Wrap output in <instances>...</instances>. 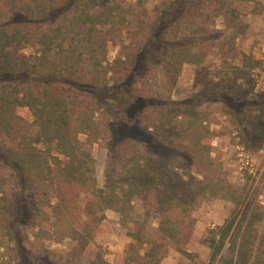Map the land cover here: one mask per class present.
<instances>
[{
  "label": "trees",
  "instance_id": "16d2710c",
  "mask_svg": "<svg viewBox=\"0 0 264 264\" xmlns=\"http://www.w3.org/2000/svg\"><path fill=\"white\" fill-rule=\"evenodd\" d=\"M121 1L0 0V163L15 185L11 195L0 193V264H61L46 243L63 239L75 243L73 253L79 257L94 247L106 211L118 213L125 224L136 199L142 202L144 221L127 230L135 242L129 246L134 252L130 259L160 264L170 246L192 257L181 248L179 230L166 214L173 208L190 211L198 200L219 194L211 182L189 177L188 184L175 172L187 159L203 163L210 154L206 119L199 117L198 108L211 98L225 103L224 110L240 121L235 125L242 127L245 121L221 99L224 93L208 84L183 101L172 100L165 87L176 83L183 65L204 63L202 45L221 39L209 40L213 31L199 23V11L213 4V12L219 13L227 10V3L158 0L161 8L150 25L130 35V44L121 43L118 57L110 62L107 45L119 40L117 28L129 24V8ZM237 38L235 32L226 44L233 48ZM21 46L36 47V55L17 57L14 50ZM224 46L217 45L221 51ZM260 66L261 61L242 54L240 65L226 67V78L218 77L216 86L227 85L233 93L238 80L245 82L248 90H237L231 101L251 105L252 78ZM154 75L164 85L158 95L145 87ZM20 108L33 117V137L17 115ZM113 124L137 125L149 131L150 142L185 156L171 168V161L146 153L129 137L115 140ZM263 126L256 121V135ZM80 135L107 152L101 189L95 160ZM253 144L254 137L247 136L245 145ZM82 194L92 199L80 209ZM152 214L160 216L156 236L144 228ZM234 223L230 218L207 231L203 243L210 251L209 264H264V236L252 235L253 221L235 228ZM27 229L36 230V243ZM97 248L90 264H110Z\"/></svg>",
  "mask_w": 264,
  "mask_h": 264
},
{
  "label": "rangeland",
  "instance_id": "374dc122",
  "mask_svg": "<svg viewBox=\"0 0 264 264\" xmlns=\"http://www.w3.org/2000/svg\"><path fill=\"white\" fill-rule=\"evenodd\" d=\"M224 1L227 3V10L219 13L213 12L214 5L212 4L200 10L198 18L201 25L213 31L209 40L218 36L221 39L202 45V52L205 55L204 63L199 67L191 64L183 65L176 83L171 86L167 84L165 92L172 100L183 101L198 93L205 87V84H208L210 89L224 93L221 99L225 98L226 102H230L232 108L245 123L243 122L242 127L235 125L240 124V121L232 119L224 110V102L206 98L198 108L199 117L206 119L204 127L209 131L206 137L210 139V154L203 163L187 159L183 164L184 168L176 169L175 172L188 184L191 181L189 177L198 181L211 182L219 190V194L198 200L196 206L190 211L184 212V210L173 208L167 212L166 217L179 230L181 248L190 253L192 257L186 258L170 246L160 264H209L210 251L203 243V239L208 230L223 226L224 222L230 218H234V228L253 221L252 235L254 237L264 236V126L258 135L254 130L256 121L264 123V0ZM121 3L124 8H129L126 14L128 21L126 23L129 24L117 28L119 40L108 43L110 62L118 57L121 43L130 44L132 39L130 35L139 31L140 27L149 26L161 8L158 0H122ZM224 12H226L225 15ZM214 31H218L219 34ZM235 32L238 38L234 42V47L230 48L226 41ZM220 43H225L222 51L217 47ZM36 53L37 48L30 46H21L14 50L17 57L35 56ZM242 54L251 55L261 61L260 68L254 72L252 78L254 93L251 96L253 100L251 105L248 102L243 104V102L231 101L237 90H248L249 85L245 82L238 80L233 93L227 85L216 86L219 83L218 77L226 78V67L240 65ZM198 74H200L199 82L196 80ZM232 78L231 80H234ZM148 81L145 87L150 89L151 94L158 95L156 93L164 89L162 78L159 75L151 76ZM17 115L25 122L28 134L35 136L36 127L29 110L20 108L17 110ZM111 131L115 140H121L125 136L129 137L141 145L146 153L166 162L171 161V168L177 166L179 159L185 156L172 147L150 142L147 136L149 131L140 130L137 125L123 128L113 124ZM199 131L200 128L196 129L197 133ZM247 136L254 137L255 144L246 146ZM79 140L91 152L95 160L96 185L101 189L105 182L104 164L107 152L99 148L97 144H93L85 135H80ZM36 147L42 149L40 144H36ZM250 147L256 150L252 151ZM174 157L177 160L173 161ZM193 188L195 184L191 186V189ZM14 190L15 185L9 170L0 163V193L11 195ZM91 199V195L82 194L78 197L77 204L80 209H83ZM159 220V215L152 214L144 227L146 232L156 236ZM143 221L142 202L136 199L132 203V210L125 224L122 223V218L118 213L111 210L106 211V219L95 232L94 247L79 257L74 256L75 243L70 239H63L60 242L51 241L46 245L54 252L61 264H90L98 252L97 247L110 264H138L130 259L134 252L132 253L129 246L134 245L135 242L127 236V230H132L135 222L142 223ZM35 231V229L25 230L30 235L32 244L36 243L32 237ZM145 250L146 248H143L138 252L143 255ZM228 255L227 251L223 254V256Z\"/></svg>",
  "mask_w": 264,
  "mask_h": 264
}]
</instances>
